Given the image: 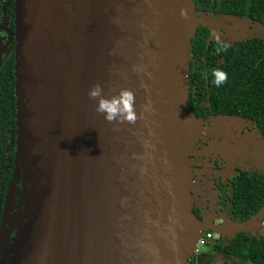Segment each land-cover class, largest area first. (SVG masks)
Listing matches in <instances>:
<instances>
[{
  "label": "water",
  "instance_id": "obj_1",
  "mask_svg": "<svg viewBox=\"0 0 264 264\" xmlns=\"http://www.w3.org/2000/svg\"><path fill=\"white\" fill-rule=\"evenodd\" d=\"M198 20L194 0H16L25 208L9 227L12 184L0 264H188L209 227L190 165L207 127L189 104ZM95 84L130 89L135 122L97 113Z\"/></svg>",
  "mask_w": 264,
  "mask_h": 264
},
{
  "label": "flooded vegetation",
  "instance_id": "obj_2",
  "mask_svg": "<svg viewBox=\"0 0 264 264\" xmlns=\"http://www.w3.org/2000/svg\"><path fill=\"white\" fill-rule=\"evenodd\" d=\"M223 1V0H220ZM225 1V0H224ZM258 6H263L262 2ZM196 8V6H195ZM197 11V10H196ZM196 15L200 23L207 22L212 26L211 36L218 44L230 45L252 40L264 41V36H243L241 29L246 26L264 23L252 19L247 15L224 16L220 14H206L205 6L200 5ZM214 17V18H213ZM238 28L231 30V25ZM16 36V0H0V74L8 65L13 64L15 78ZM224 58H217L220 65ZM16 80V78H15ZM194 83V78H191ZM196 87L194 86V92ZM209 113L201 119L207 126L218 121L220 117L235 120L224 136L216 132H208L201 138L190 155V165L193 173V211L208 228L202 233L212 232L213 238L208 241L212 255L207 254V264H235L234 259H226L220 251H213L214 243L223 241L230 243L235 237H242L244 241L261 245L264 243V116L258 119L231 111V107L224 111H215L210 101H204ZM256 112V111H255ZM253 113V112H252ZM253 115H257L254 114ZM263 121L262 123H259ZM3 130V129H2ZM0 138V224L3 219L6 202L9 201V189L14 184L13 201L7 221L8 226L15 225L18 216L24 213L23 172L16 163L17 135L5 130ZM6 135H8L6 137ZM213 140L222 141L212 144ZM5 146L4 153L1 148ZM5 192H1V189ZM239 196L241 203L237 200ZM218 230H223L220 232ZM17 233V228L12 236ZM246 237V238H245ZM205 256L200 254L198 261ZM240 264H247L244 262Z\"/></svg>",
  "mask_w": 264,
  "mask_h": 264
},
{
  "label": "trees",
  "instance_id": "obj_3",
  "mask_svg": "<svg viewBox=\"0 0 264 264\" xmlns=\"http://www.w3.org/2000/svg\"><path fill=\"white\" fill-rule=\"evenodd\" d=\"M260 1L263 6H258ZM194 2L195 15L198 7L202 5L206 8V14L247 15L264 23V0H194ZM211 29L212 26L207 22H199L192 38L190 79L194 78L195 85L190 81L191 110L203 121L201 116L209 113L204 101H210L216 113L231 107L232 112L245 113L246 116L261 119L264 116V41L258 39L244 41L231 47L215 42L211 36ZM217 58H224L223 63L218 65L215 62ZM13 64L8 65L0 74V138L6 129L13 132L16 128V80ZM213 68H219L227 74V80L220 87L210 82ZM252 112L257 115H253ZM262 122L260 120L259 123ZM1 150L4 153V145ZM1 174L2 171L0 177ZM5 190L6 187L4 190L1 189V192ZM237 200L241 203L239 196ZM243 239L241 236L235 237L227 244L219 241L214 243L212 249L222 252L226 259H234L235 264L244 261L247 264H264V243L251 244L248 238L245 239L247 241ZM207 258L206 255L200 262L198 257L192 256L188 264H207Z\"/></svg>",
  "mask_w": 264,
  "mask_h": 264
},
{
  "label": "clouds",
  "instance_id": "obj_4",
  "mask_svg": "<svg viewBox=\"0 0 264 264\" xmlns=\"http://www.w3.org/2000/svg\"><path fill=\"white\" fill-rule=\"evenodd\" d=\"M211 84L220 87L227 80V74L219 68H213L210 73ZM87 95L89 99L95 100V111L103 114L108 122L116 121L133 123L136 120L135 96L130 89H120L112 96H105L99 84L89 88ZM151 104L144 106V111H150Z\"/></svg>",
  "mask_w": 264,
  "mask_h": 264
},
{
  "label": "rangeland",
  "instance_id": "obj_5",
  "mask_svg": "<svg viewBox=\"0 0 264 264\" xmlns=\"http://www.w3.org/2000/svg\"><path fill=\"white\" fill-rule=\"evenodd\" d=\"M238 26L239 25L237 23V25H231L230 28L232 31H234L238 28ZM241 34L243 36H250V35L264 36V29H263V26H261V25H254L252 27L246 26L245 28L241 29ZM217 120L218 121H215V122L213 121L210 126L204 125L207 127L203 128L201 130V138H204L208 134V132H214V131L216 132V134H220L221 136H224L225 133L227 131H229V127L235 121L233 119L226 118V117H220ZM214 143H218L221 146H223L222 141L213 140L212 144H214ZM200 252H201V254H203V256H206L207 254H210V255L213 254V252L210 251L209 247H206V246H202L200 248Z\"/></svg>",
  "mask_w": 264,
  "mask_h": 264
},
{
  "label": "built area",
  "instance_id": "obj_6",
  "mask_svg": "<svg viewBox=\"0 0 264 264\" xmlns=\"http://www.w3.org/2000/svg\"><path fill=\"white\" fill-rule=\"evenodd\" d=\"M212 238H213L212 232L201 233L200 237L198 238V240L195 244L194 256L198 257L201 254L200 248L202 246H207L208 241Z\"/></svg>",
  "mask_w": 264,
  "mask_h": 264
}]
</instances>
